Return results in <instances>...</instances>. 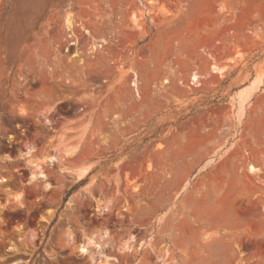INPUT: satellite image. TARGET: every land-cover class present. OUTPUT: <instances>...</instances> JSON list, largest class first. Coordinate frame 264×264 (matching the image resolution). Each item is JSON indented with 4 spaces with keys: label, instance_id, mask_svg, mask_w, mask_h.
<instances>
[{
    "label": "rangeland",
    "instance_id": "rangeland-1",
    "mask_svg": "<svg viewBox=\"0 0 264 264\" xmlns=\"http://www.w3.org/2000/svg\"><path fill=\"white\" fill-rule=\"evenodd\" d=\"M0 264H264V0H0Z\"/></svg>",
    "mask_w": 264,
    "mask_h": 264
},
{
    "label": "bare ground",
    "instance_id": "bare-ground-1",
    "mask_svg": "<svg viewBox=\"0 0 264 264\" xmlns=\"http://www.w3.org/2000/svg\"><path fill=\"white\" fill-rule=\"evenodd\" d=\"M217 68V67H216ZM219 70H220V72H222V71H224V69L222 68H218ZM195 81L198 79V77L197 76H194V78H193ZM259 81V80H258ZM258 81L256 80L254 83H251L252 85H251V87H250V89L248 90V91H244L245 93H242V95H239L240 96V98H238V109L236 110L237 111V113L235 114V118H236V120L238 121V122H242V120H243V118H245L244 117V109L246 108H244V105L245 104H247V102L249 103V101L251 100V98L253 97V95L255 94V92H256V86L258 85L257 83H258ZM168 83V82H167ZM260 83H261V81H260ZM259 83V84H260ZM237 102V101H236ZM235 102V103H236ZM248 105V104H247ZM234 106H235V104H234ZM236 107V106H235ZM236 109V108H235ZM246 116V115H245ZM250 167V166H249ZM250 171H251V173H253V175H259L260 174V172H261V169H257V168H255V167H253V166H251L250 168Z\"/></svg>",
    "mask_w": 264,
    "mask_h": 264
},
{
    "label": "trees",
    "instance_id": "trees-1",
    "mask_svg": "<svg viewBox=\"0 0 264 264\" xmlns=\"http://www.w3.org/2000/svg\"><path fill=\"white\" fill-rule=\"evenodd\" d=\"M77 189V187H74L73 189H71L69 192H67V195L64 199V203H67L68 199L70 198V196L75 192V190Z\"/></svg>",
    "mask_w": 264,
    "mask_h": 264
}]
</instances>
